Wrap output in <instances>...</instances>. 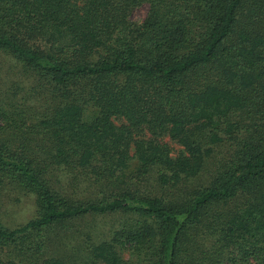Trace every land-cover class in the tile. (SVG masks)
Wrapping results in <instances>:
<instances>
[{
    "label": "trees",
    "instance_id": "obj_1",
    "mask_svg": "<svg viewBox=\"0 0 264 264\" xmlns=\"http://www.w3.org/2000/svg\"><path fill=\"white\" fill-rule=\"evenodd\" d=\"M25 196L0 264H264V0H0V201Z\"/></svg>",
    "mask_w": 264,
    "mask_h": 264
},
{
    "label": "rangeland",
    "instance_id": "obj_2",
    "mask_svg": "<svg viewBox=\"0 0 264 264\" xmlns=\"http://www.w3.org/2000/svg\"><path fill=\"white\" fill-rule=\"evenodd\" d=\"M148 7L146 4H141L136 7L130 14V21L133 23H141L146 14ZM174 149L178 151V147L173 145ZM219 149L215 151L213 157L209 160L205 170L202 173V179L206 182L210 179L215 170V162L220 158ZM58 179L60 176L61 184H65L68 179V174L57 173ZM56 188H60V184H55ZM83 189V188H82ZM83 198L93 199L94 195L88 193L84 196L83 190L76 196V201H80ZM36 216V210L32 197H21L16 202H10L7 199L0 201V222L7 228H14L23 225L27 221L33 219ZM124 216L120 213L109 214L104 216H85L72 221L67 224V232L73 236L72 240L68 242L71 246H76L80 240L82 234L90 235L94 238V241L106 240L110 237L113 230L119 228L120 223L123 221ZM60 252L71 254L68 249H63L61 246ZM126 254L123 253L125 258ZM71 260V259H70Z\"/></svg>",
    "mask_w": 264,
    "mask_h": 264
}]
</instances>
